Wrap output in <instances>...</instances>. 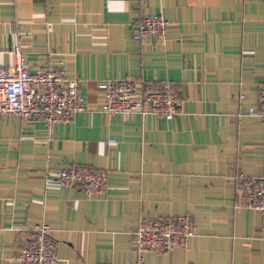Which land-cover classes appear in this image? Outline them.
I'll return each instance as SVG.
<instances>
[{"label": "crops", "instance_id": "1", "mask_svg": "<svg viewBox=\"0 0 264 264\" xmlns=\"http://www.w3.org/2000/svg\"><path fill=\"white\" fill-rule=\"evenodd\" d=\"M150 13L162 36L135 41ZM20 49L31 69L79 79L84 111L56 125L0 115V264L47 222L56 264L136 261L144 217L189 215L185 247L150 252L146 264H264V213L248 207L240 176L264 177V124L248 114L264 81V0H0V69ZM131 78L140 92L169 86L174 119L101 111L99 84ZM88 166L108 191L47 187V169Z\"/></svg>", "mask_w": 264, "mask_h": 264}, {"label": "built area", "instance_id": "2", "mask_svg": "<svg viewBox=\"0 0 264 264\" xmlns=\"http://www.w3.org/2000/svg\"><path fill=\"white\" fill-rule=\"evenodd\" d=\"M134 27L133 38L141 41L147 36L164 35L170 22L162 14L150 13ZM13 53L16 58L14 67L0 69V115H19L24 122L42 120L47 125L49 137L53 138L56 125L70 121L86 108L81 81L68 77L62 67L32 70L27 56L20 49ZM99 88L103 94L101 111L106 114L130 117L140 113L174 119L180 113L181 97L169 86L140 92L131 78H110L101 82ZM248 114L264 124V81L259 86L258 102L249 108ZM240 179L248 207L264 213V177L247 179L241 175ZM44 181L47 187L83 186L93 197H102L108 191L106 174L88 166L47 169ZM51 231L47 222L36 225L18 251V259L24 264H56L59 255ZM196 231L197 225L189 215L144 217L133 234L137 260L124 264H146L145 255L150 252L170 253L185 247Z\"/></svg>", "mask_w": 264, "mask_h": 264}]
</instances>
